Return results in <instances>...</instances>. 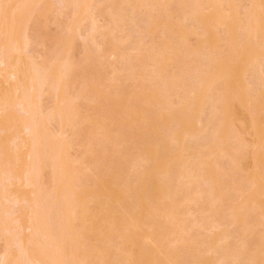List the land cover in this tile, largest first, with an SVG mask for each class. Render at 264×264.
Listing matches in <instances>:
<instances>
[{
    "label": "rangeland",
    "instance_id": "1",
    "mask_svg": "<svg viewBox=\"0 0 264 264\" xmlns=\"http://www.w3.org/2000/svg\"><path fill=\"white\" fill-rule=\"evenodd\" d=\"M12 1L13 5H9ZM12 1H4L10 15L5 9L7 17H11V20L8 17V21L19 22L21 14L17 11H20L19 5L24 0ZM28 1L30 6L33 5L30 7L27 4L33 12L31 10L29 14L26 13L29 17H23L27 23L25 21L21 27L25 25L27 29H20L17 36L22 34L18 37H24L22 40L30 44L23 43L18 37L13 42L19 27L13 39L4 35L2 41L1 34L4 33L0 32V50L4 45L8 48L12 42L15 44L9 49L22 43L19 47L29 46V49L19 52L20 57H17L16 50H11L14 53L8 56V62L12 64L11 67L8 63L10 70L0 67V121L3 123V119L6 120L5 127L0 122V144L6 147L3 151L7 153H2L9 157L8 161L16 162L11 166L6 160L3 166L4 158L0 161V169H8L0 173V221L5 218L8 222H4V227L1 225L3 222L0 223L1 264L5 257L10 258L11 264L18 261L20 264H39L32 258L33 253L42 246L47 250V244L39 247L35 244L34 247L33 243H38L34 242L35 239L33 243H28L33 232H26L31 222V207L35 205L33 191L42 183L45 186V182L46 192L51 188V192L56 193L55 197L61 193L59 188L65 185L63 188L66 190L62 189V194L74 192L76 199L75 214L73 212L71 215L68 209L63 212L69 218L72 216L70 221L67 219V228L71 227V230L68 229L69 237L73 240L69 241L74 245L71 248L69 244L65 247L66 251L63 250L66 255H63L66 257L64 264H264V22L259 28L253 20L255 17L264 20L262 12L258 14L262 15L261 18L257 15L259 12L256 13V9L264 12V0H223L226 3H217L216 7V3L211 4L215 0H183L188 1L185 3L181 0H130L128 4L131 2V8H125L124 3L121 6L125 11L122 7L121 13L117 12L120 7L116 6H120L123 0H84L85 5L79 4L82 2L80 0ZM15 5L16 8H12ZM72 6H75L74 9ZM85 6L86 12L83 11ZM112 9L115 13H111ZM24 11L25 8L23 16ZM13 12L16 17L14 15L12 21L13 15L10 13ZM195 12L198 18L193 15ZM118 15L123 18L126 15L128 19L121 22ZM255 25L258 29H250ZM183 36L186 37V44L182 41ZM7 40L11 43L7 44ZM181 45L186 49H181ZM56 53L64 59H60L61 65L54 62L52 66L54 63H51V59L57 58ZM16 58H20L22 63H18ZM65 59L71 61L72 65H69L71 70L68 73L63 71L65 65L62 64L68 65ZM48 64H52L53 68ZM42 65L49 68L45 70ZM14 66L18 70H25V73L17 71L19 75L22 73L18 81L24 79L29 84H26L25 91L28 96L31 95L32 101H36L33 102L37 107L34 111L36 117L40 116L36 119L42 122L38 126L42 125L52 134L43 136L50 140L46 144L53 145L54 139H58L66 145L65 148L63 145L59 147L60 151V144L56 141L55 144L59 145L51 146L52 153L45 146L43 150L47 151V157L43 161L48 156H52L50 160L60 158V153H56L57 157L53 155L57 152L56 148L58 152L66 149V160L62 161V157L61 162L65 172H68L66 175H70L72 180L66 179L73 182L69 181V188H66L67 184H62L61 178L59 187H55L57 190L54 188L59 192L51 187L52 172L56 170V174H53H58L60 160L54 162V166L60 164L55 169L50 168L53 166L51 161L48 165V160L41 162L47 165L45 167L40 163L41 168L37 173L39 176L42 173V176L38 179L44 182L41 181L35 188L33 184L31 187L23 184L25 176L28 177V171L23 174V166L31 161L26 153L30 151L32 141L29 134H24L25 126H21L20 122L11 123L19 125H16L17 132L8 122L9 117L12 120L18 117L21 123L26 117L25 120L29 118L27 114L24 115L25 112H20L22 93L25 91H21L24 88L19 90L22 86L17 85L19 83L15 78L13 81V76L10 77V72L16 71L13 70ZM198 70L205 74L199 76ZM36 72L51 76L52 83L56 79L55 83L61 82V91L57 92L52 87L53 92L49 86H44V90L40 85L41 90L37 83L32 85L30 80ZM193 72H197L198 78H194L197 75ZM39 73L41 79L43 75ZM199 77L201 80L203 77V84L207 87L205 90L208 89L209 93L201 85L198 87L201 82ZM59 78L61 81H58ZM32 86L37 88L32 89ZM62 87H67L65 99L68 101H63L64 104L61 103L64 98L61 93L65 90ZM32 90L35 91L31 93ZM7 95L13 97L7 100ZM59 95L60 98L63 96L61 100ZM9 100H14V103L6 106ZM58 103L63 104L60 105L63 117L61 111L60 117L58 114L55 116L56 109L60 108L57 107ZM65 103H69V106L66 107ZM9 106H13L12 109ZM64 106L66 109L69 107L67 117ZM20 116H23V120ZM57 117L63 118L62 123ZM68 117L70 121L63 122ZM219 122L223 125L224 135L219 134L221 140L216 137L215 143L213 136L216 129L219 131L222 128ZM48 136L55 138L51 141ZM10 155L17 157L11 160ZM183 167L186 168L183 170ZM59 169L58 172L63 171ZM3 173L8 175L2 176ZM18 173L21 174L19 178L16 177ZM40 188L36 191L44 190ZM70 188L74 191L67 190ZM5 192L11 194H8L9 199L5 197ZM173 195L176 201L171 198ZM59 206L54 209L56 213L64 208L59 209ZM3 207L9 213H2ZM54 216L53 220L57 218V215L56 218ZM58 221L54 225L56 231L64 229L57 227ZM7 225L11 226L7 228ZM34 236L42 237L41 234ZM21 244L23 248H19ZM6 251L9 253L6 254ZM29 251H33L32 257H29ZM23 253H27L24 259H30L21 260ZM13 256L15 258L11 259Z\"/></svg>",
    "mask_w": 264,
    "mask_h": 264
},
{
    "label": "bare ground",
    "instance_id": "2",
    "mask_svg": "<svg viewBox=\"0 0 264 264\" xmlns=\"http://www.w3.org/2000/svg\"><path fill=\"white\" fill-rule=\"evenodd\" d=\"M4 1H6V0H3V3H2V0H0V28H1L0 32H1V33H4V34H1V36H3V37H2V41H3L4 35H5V37L8 35L9 38L11 37V39H13L12 36H13V34L16 32V31H15L16 28L19 27V30L15 33L16 36H14V39H13V42H15V40H16L15 37H18L19 35H20V36L22 35V34H18V36H17V33H19L20 29L22 30L23 27H26L25 25H24L23 27H21V26H22L21 24H23V23L27 20L26 18H25V20H24L23 17H25V16L27 17L28 14L30 13L29 11L32 10L31 12H33V9L30 8V7H33V5L30 6V5H29L30 1H28V0H24V1H23V0H20V1H23V2L26 1L25 3L21 2V4H22L23 6H22V5H19V4H16L17 6H18V5H19L20 7L22 6L21 8L18 6V7H19L18 9H19L20 11H17V13H18L19 15L21 14L20 16H21V19H22V20L19 18V19L21 20V23H20V20H19V22H18V20H16V21L18 22V24H17V22H16L15 20H14V22L8 21L11 17H9L10 15H9V11H8V9L6 8L7 6L4 7V4L7 5V2H10V1H12V0H7V2H5V3H4ZM71 1H72V0H71ZM73 1H74V0H73ZM77 1H78V0H77ZM81 1H82V2H81ZM113 1H114V0H113ZM115 1H116V0H115ZM115 1H114V2H115ZM120 1H122V0H120ZM129 1H130V0H127V1H126V0H123V1L121 2L122 4H120V6H116V8H117V7H118V8L120 7V9H118L117 12L120 11V13H121V12L125 11L124 6H125V8H128V7H126V6H129V8H131V7H130L131 2H130V4H128ZM131 1H132V0H131ZM212 1H213V0H212ZM215 1H216V0H215ZM215 1L212 2V3H211V1H209V2H210L212 5H214V4L216 3V4H215V7H216L217 3H220V4H222V5H224L223 2L226 3V1H223V0H217L216 2H215ZM218 1H219V2H218ZM229 1H230V0H229ZM254 1H255V0H254ZM259 1H260V0H259ZM17 2H19V1H17ZM17 2H16V3H17ZM28 2H29V3H28ZM31 2H32V0H31ZM41 2H42V1H41ZM41 2L39 1V3H41ZM80 2H81V3H79V4H81V5L84 4V0H80ZM118 2H119V1H118ZM181 2H184V1L181 0ZM185 2H188V1H185ZM185 2H184V3H185ZM227 2H228V1H227ZM230 2H231V1H230ZM12 3H13V1H12L9 5H13ZM19 3H20V2H19ZM34 3H35V1H34ZM34 3H33V4H34ZM36 3H37V2H36ZM74 3H77V2H73V4H74ZM119 3H120V2H119ZM124 3H126V4H128V5L125 4L124 6H121V5H123ZM184 3H183V4H184ZM195 3H196V2H195ZM256 3H258V2H256ZM25 4H26V5H25ZM27 4H28L30 7H29ZM31 4H32V3H31ZM79 4H78V5H79ZM113 4H114V3H112V5H113ZM192 4H194V3H192ZM197 4H198V3H197ZM258 4H259V3H258ZM258 4H257V5H258ZM16 5H15L14 7H12V8H16ZM24 5H25V7H24ZM71 5H72V4H71ZM84 5H85V4H84ZM84 5H83V6H84ZM116 5H117V3H116ZM184 5H185V4H184ZM188 5H189V3H188ZM194 5H196V4H194ZM212 5H211V6H212ZM222 5H221V6H222ZM227 5H228V4H227ZM263 5H264V4H263ZM34 6H35V5H34ZM75 6H76V5H75ZM75 6H74V7H75ZM131 6H132V5H131ZM186 6H187V5H186ZM219 6H220V5H219ZM221 6H220V7H221ZM255 6H256V5H255ZM26 7H27V8H26ZM72 7H73V6H72ZM74 7H73V9H74ZM122 7H123V11H121V10H122V9H121ZM191 7H192V6H191ZM196 7H197V6H196ZM198 7H199V6H198ZM257 7H259V6H257ZM12 8H11V9H12ZM24 8H25V11H26V10H28V11H26V12L24 11V16H23V12H22V11L24 10ZM29 8H30V9H29ZM80 8H81V6H80ZM86 8H87V6H85V7L83 8V11L86 12L87 10H84V9H86ZM129 8H128V9H129ZM188 8H190V7L188 6ZM217 8H219V7H217ZM221 8H222V7H221ZM221 8H220V9H221ZM5 9H6L7 12H8V15H9L8 17H9V19H8V17H7V13H6V10H5ZM9 9H10V6H9ZM11 9H10V10H11ZM114 9H115V7H114ZM114 9H112V12H111V13H113V12L115 13V10H116V9H115V10H114ZM254 9H255V8H254ZM254 9H253V10H254ZM261 9H263V8H261ZM15 10H16V9H15ZM75 10H76V9H75ZM256 10H257L256 13L259 12V13H257V15H258V14H261L260 12H262V13H263V17H264V12H263L262 10H259V9H256ZM11 11H12V10H11ZM11 11H10V12H11ZM13 11H14V9H13ZM76 11H77V10H76ZM92 11H93V10H92ZM126 11H128V10H126ZM192 11H194V10H192ZM196 11H197V9H196ZM20 12H21V13H20ZM78 12H79V11H78ZM78 12H77V13H78ZM253 12H254V11H253ZM17 13H16V14H17ZM26 13H28V14H26ZM81 13H82V12H81ZM83 13H84V12H83ZM87 13H88V12H87ZM120 13H119V14H120ZM254 13H255V12H254ZM10 14L13 15V17H12V21H13V18H14V15H15V14H14V12H13V13H10ZM18 14H17V16H19ZM79 14H80V13H79ZM84 14H85V13H84ZM74 15L76 16L77 14H74ZM112 15H113V14H112ZM193 15H194V16L196 15V17H197L198 13L195 12V14L193 13ZM252 15H253V13H252ZM255 15H256V14H255ZM81 16H82V14H81ZM116 16H117V15H116ZM118 16H119V19H120V20L118 19V17H115V16H114V17H115L116 19H118L119 21H121V22H125V19H128V17L126 18V15H125V18H123V17L120 16V15H118ZM123 16H124V15H123ZM258 16H259V15H258ZM258 16H257V17H258ZM260 16H262V15H260ZM260 16H259V17H260ZM15 17H16V15H15ZM28 17H29V16H28ZM225 17H228V15L225 16ZM197 18H198V17H197ZM222 18H224V17L222 16ZM260 18H261V17H260ZM16 19H18V18H16ZM252 19H253V18H252ZM10 20H11V19H10ZM198 20H199V19H198ZM253 20H254L255 24H256V22H257L258 27H259V25H261V24L264 22L263 18H261V20H262L261 23L259 22V20H260L259 18H258V20H257V18L255 17V19H253ZM256 20H257V21H256ZM261 20H260V21H261ZM28 21H29V20H28ZM119 21H116V22L119 23ZM199 21H200V20H199ZM3 23H4V25H2ZM19 23H20V24H19ZM26 23H27V21L25 22V24H26ZM77 23H78V22H77ZM77 23H76V25H77ZM79 23H80V22H79ZM258 23H259V24H258ZM16 24H17L18 26H17ZM13 25H15V26H13ZM2 26H3V27H2ZM16 26H17V27H16ZM261 26H263V24H262ZM14 27H15V28H14ZM20 27H21V28H20ZM253 27H254V28H257L256 25H255V26H252L250 29H252ZM3 28H4V29H3ZM230 28H231V27H230ZM254 28H253V29H254ZM259 28H261V27H259ZM2 29H3V30H2ZM26 29H27V27H26ZM74 29H75V27H74ZM246 29H247V28H246ZM257 29H258V28H257ZM24 30H25V29H24ZM24 30H22V31H24ZM71 30H72V29H71ZM229 30H230V29H229ZM231 30H232V28H231ZM231 30H230V31H231ZM247 30H248V29H247ZM247 30H246V32H247ZM260 30H262V29H260ZM260 30H259V31H260ZM2 31H3V32H2ZM22 31H21V33H23ZM248 31H249V30H248ZM263 31H264V30H263ZM70 32H71V31H70ZM74 32H75V30H74ZM24 33H25V32H24ZM24 33H23V34H24ZM71 33H72V32H71ZM183 33H184V32H183ZM231 33H233V32H231ZM247 33H248V32H247ZM255 33H256V32H254V35L256 36ZM262 33H263V32H262ZM69 34H70V33H69ZM69 34H68V35H69ZM184 34H185V33H184ZM184 34H183V35H184ZM9 35H10V36H9ZM70 35H71V36H74V35H72V34H70ZM70 35L68 36L69 38H70ZM262 35H263V34H262ZM25 36H27L26 33H25ZM263 36H264V35H263ZM183 37H185V36H183ZM261 37H262V36H261ZM18 38H19V37H18ZM26 38H27V37H26ZM256 38H257V37H256ZM256 38H255V39H256ZM263 38H264V37H263ZM5 39H7V38H5ZM5 39H4V40H5ZM11 39H10V40H11ZM22 39H25V38H24V37H23V38L21 37V39L19 38L20 41H21ZM71 39H73V38H71ZM183 39H184V40H182V41H184V43L186 44V41H185V40H186V37L183 38ZM17 40H18V39H17ZM19 40H18V41H19ZM257 40H259V39H257ZM263 40H264V39H263ZM0 41H1V37H0ZM22 41H23V43H24L25 40H22ZM68 41H69L70 43L72 42L70 39H68ZM182 41H181V42H182ZM9 42L11 43V41H8V40H7V44H8ZM13 42H12L9 46H13V45L15 44V43L13 44ZM25 42H27L28 45L30 44V42L28 43V41H25ZM65 42H66V41H65ZM69 42H68V43H69ZM263 42H264V41H263ZM0 43H1V42H0ZM3 43H4V42H3ZM20 43H22V42H20ZM23 43H22V44H23ZM254 43H255V42H254ZM257 43H258V42H257ZM257 43H256V44H257ZM260 43H261V42H260ZM4 44H6V41H5ZM16 44H19V43H16ZM22 44H19V45H17V46L15 45L16 47H15V46H14V47H15L16 49H15V48H14V49H13V48H10V49H9V46H8V48H6L7 45H6V47H5V45H4V48H5V49H4L3 47L1 48V50H4V51H2V53H4L5 55L2 54V53H0V67L3 66V67H5V69H7V68L9 69V67H8L9 64H8V63H10V66L12 67L11 62H8V60L10 59V58L8 59V56L11 57V56L13 55L12 52H13L14 50H16L17 53H18V55L16 54L17 57H20L21 54H19V52L21 53L22 49H25V50H26V48L29 47L27 44L24 45V46H26L25 48H24V47H22V48L19 47L20 45L22 46ZM64 44H65V43H64ZM66 44H67V43H66ZM182 44H183V43H182ZM258 44H259V43H258ZM0 45H1V44H0ZM250 45H251V44H250ZM263 45H264V44H263ZM2 46H3V45H2ZM182 46H184V45H181V49H184L185 47L182 48ZM252 46H253V45H252ZM260 47H261V46H260ZM250 48H251V46H250ZM256 48H259V47L257 46ZM261 48H262V47H261ZM6 49H7V50H6ZM8 49H9V50H8ZM20 49H21V50H20ZM28 49H29V48H28ZM185 49H186V48H185ZM246 49H247V47H246ZM246 49H245V50H246ZM253 49H255V48H253ZM1 50H0V51H1ZM11 50H13V51H11ZM19 50H20V51H19ZM258 50H259V49H258ZM9 51H10L11 53H10ZM246 51H247V50H246ZM248 51H251V52H252V50H250V49H249ZM256 51H257V50H256ZM7 52H9V53H7ZM22 52H24V51H22ZM13 53H14V52H13ZM26 53H28V51H27ZM60 53H62V52H60ZM6 54H8V55H6ZM9 54H10L11 56H10ZM23 54H24V53H22V55H23ZM58 54H59V52H58ZM58 54L56 53L55 58L57 57V58H59V59L56 58V59H55L56 61H55L54 58H53V59H51V63H52V62H53V63H54V62H55V63L57 62L59 65H61L60 63H61V61H62L64 58H62V57L60 58V56H58ZM54 55H55V54H54ZM54 55H53V56H54ZM62 55H63V53H62ZM64 55H65V54H64ZM188 57H189V56H188ZM188 57H187V58H188ZM21 58H22V57H21ZM66 58H68L67 55H66ZM184 58H185V60H186V56H185ZM16 59H17V58H16ZM24 59H25V58H24ZM27 59H29V58H27ZM30 59H31V58H30ZM30 59H29V60H30ZM60 59H62V60H60ZM68 60H70V59L68 58ZM68 60H66V59L64 60V61H67V62H68V65H67V66H66V63L62 64L63 66L65 65V66H64V70H63V69H62V70L65 71V72H67V73H68V71L70 72V70H71V68H70V70H69V68H68L69 65L72 66V65H71V61H68ZM185 60H184V62H185ZM10 61H11V60H10ZM17 61H18V63H22V62H20V61H21L20 58H18ZM26 61H27V60H26ZM49 61H50V60H49ZM49 61H48V62H49ZM256 61H257V59H256ZM12 63H13V62H12ZM45 63H47V62H44L43 64H45ZM53 63H52V64H53ZM55 63H54L53 65H52V64H48V66L50 65L49 67L53 68L52 66H54ZM62 63H63V62H62ZM16 64H17V62H16ZM28 64H29V65H28ZM28 64H27V65H28V68H29V67H30V63L28 62ZM31 64H32V62H31ZM34 64H35V63H34ZM183 64L185 65V63H183ZM17 65H18V64H17ZM35 65H36V64H35ZM46 65H47V64H46ZM51 65H52V66H51ZM18 66H20V65H18ZM24 66H25V64H24ZM36 66H37V65H36ZM63 66H62V67H63ZM38 67H40V66L38 65ZM42 67L45 68V70L49 68V67H48V68H47V67H44V65H42ZM42 67H41L40 69H42ZM14 68H15V66H14ZM33 68H34V67H33ZM59 68H60V67H59ZM59 68H58V69H59ZM8 69H7V70H8ZM10 69H11V68H10ZM10 69H9V70H10ZM26 69H27V68H26ZM40 69L38 68L37 70L39 71ZM184 69H185V68H184ZM13 70H16V71H14L13 73L10 72V73H11V74H10V77L13 76V78H12L13 81H14V78L16 79V81H18L19 78H20L19 76H22V73H21V75H19L20 73H18L17 71H19L20 69L18 70V68H15V69H13ZM13 70H12V71H13ZM21 70H22L23 72L25 71V70H23L22 68H21ZM21 70H20V71H21ZM29 70H30V68H29ZM37 70L35 69V71H37ZM60 70H61V68H60ZM187 70H188V69H187ZM22 71H21V72H22ZM32 71H33V70H32ZM40 71H41V70H40ZM43 71H44V70H43ZM54 71H55V70H54ZM198 71H200V70H198ZM198 71H197V72H198ZM59 72H61V71H59ZM187 72H188V71H187ZM197 72H193V73H194L195 75H197ZM24 73H25V72H24ZM29 73H30V71H29ZM34 73H35V72H34ZM36 73H37V72H36ZM38 73H39V72H38ZM38 73L35 75V77H34L33 79H32V76H31V79H32V80L29 79L30 82L32 83V85H34L33 83H35V84L37 83V87H39V88H40V85H41L42 88H44V86H45V87H48V86H49V89H51V88L53 87L55 90H57V92H60V91H61V90H59V89L61 88V85H60L61 82H59V83H55V82H57V79H56V81L53 82V83L55 84V85H54V84L52 83V79H50L51 76H45V75H43V73L41 72L42 74H41V73H39V74L43 75V77L40 79V78H39L40 75L38 76ZM46 73H47V72H46ZM55 73H56V72H55ZM67 73H65V74H67ZM183 73H184V71H183ZM201 73H202L203 75L205 74V72L200 71V72H199V76H201V75H200ZM49 74H50V72H49ZM49 74H48V75H49ZM185 74H186V72H185ZM24 75H25V74H24ZM31 75H32V73H31ZM56 75H57V74H56ZM25 76H27V75H25ZM33 76H34V75H33ZM53 76H54V74H53ZM59 76H60V73H59ZM6 78H7V77H6ZM23 78H24V77H23ZM38 78H39V79H38ZM44 78H46V79L49 78V79L51 80V82H50L51 85H50V83H49L50 80H49V79H48V80H43ZM52 78H53V77H52ZM57 78H58V77H57ZM60 78L62 79L63 77H60ZM60 78H59V79H60ZM182 78H183V77H182ZM194 78H198V75H197V77L194 76ZM199 78H200L199 80H200L201 82L199 83L198 87L201 85V88H204L203 90H205V88H207V87H206V85L203 84V83H204V79H203V77H202V80H201V77H199ZM20 79H21V78H20ZM26 79H27V77H26ZM61 79L58 80V81H61ZM29 80H28V81H29ZM184 80H185V78H184ZM184 80H183V81H184ZM9 81H10V80H9ZM202 81H203V82H202ZM30 82H29V83H30ZM18 83H19V84H20V83H21V84L24 83V84H22V85H21V84H20V85L17 84L18 86H22V87L18 88L19 90H21V88H24V89L21 90L22 92L26 90V84L29 85L28 82H27V80L25 81L24 79L22 80V82L18 81ZM64 83H65V82H64ZM64 83H63V84H64ZM201 83H202V84H201ZM52 84H53V85H52ZM61 84H62V83H61ZM203 85H204V86H203ZM18 86H17V87H18ZM65 86H67V85H65ZM28 87H29V86H28ZM33 87H34V86H32V89H33ZM37 87H36V88H37ZM36 88L34 87V89H36ZM42 88H40V89L43 90ZM53 88H52V89H53ZM62 88H64V87H62ZM18 89H17L16 91H18ZM28 89H29V88H28ZM45 89H46V88H44V90H45ZM52 89H51V90H52ZM54 89L52 90L53 92H54ZM64 89H65L64 92L61 93V94L64 96V98H62V97H63V96H62V97H61L62 100H61L60 95H59V97H58L59 100L62 101L61 103H63V104H64V102H65L66 99H67V98L65 99V97H67V90H66L67 87L64 88ZM41 90H40V91H41ZM47 90H48V89H47ZM51 90H50V92H51ZM58 90H59V91H58ZM201 90H202V89H201ZM203 90H202V91H203ZM4 91H5V90H4ZM28 91H29V90H28ZM33 91H35V90H32V91H30V92L32 93ZM36 91H37V90H36ZM205 91H206V90H205ZM207 91H208V89H207ZM207 91H206V93H209V92H207ZM0 92H1V91H0ZM45 92H46V91H45ZM50 92H49V93H50ZM65 92H66V94H64ZM203 92H204V91H203ZM35 93H36V92H35ZM35 93H34V94H35ZM37 93H38V92H37ZM37 93H36V95H37ZM204 93H205V92H204ZM8 94H9V93H8ZM10 94H12V92H11ZM15 94H16V92H15ZM22 94H24V96H23V98H22V100H21V102H20V106H19V107H22L21 110H20V112H21V111H22V112H25L24 115L27 114V116H28L29 118H28L27 120H25V119L27 118V117H26V118L24 119V123H21V121H18V120H17V119H20V118L17 117V119L12 120V119H9V118H10V117H9V118H8V122H9L10 124H11V123H14V121H17V122H15V123H19V122H20L19 124H22L21 126H25V128H23V129L25 130V131H24V134H25V133H27L26 135L29 134V136H30V138H31L30 141H32V142L30 143L31 146H29V148H30V147H31V148H30V151L28 152L29 154H28V153H26V154H27V158H28V159L30 158L29 160H31L32 163H31V165H29L31 161H30L28 164L25 163V164L29 165V166L25 165V166L27 167V170L25 169V168H26L25 166H23L24 170H23V168H22V170H23V174H24V175H25V173H26L27 171L29 172V173H28V172L26 173V175H27L28 177L26 178V176H25V179H24V181H23V184L25 183V184H27V185H29V186H30V185L32 186V184H33L34 186H32V187L35 188L36 185L38 186V184H40V182L42 181V180H41V181L39 182V179H40L39 177L42 176V175H41V174H42V173H41L42 170L40 171V173H41L40 176L38 175L39 173H37V170H38V169L40 170V168H41L40 163H41V162H44L43 159H44L45 157H47V155H45V152L47 153V151H44V150H45V149H44L45 146H48V148H46V149H49V151H50L51 146H53V145L55 144L56 141H58L59 144H60V146H58L59 144H58V145L55 144V146H56V147L58 146V148H59V147L61 148V146L63 145V143H62V141L60 142L58 139L55 141V139H54L55 137H54V136H53V138H51L50 136H51L52 134H49V131H48L47 129L43 128L42 125H41L42 127H41V126H38V125L41 124L42 122L40 121V123H39V122H37V119H36L37 117L40 118L39 115L36 117V112L34 111L35 108H37L36 105L34 106V104L36 103V101H32V99H31V95L28 96V92L25 91V92H23ZM52 94H53V93H52ZM52 94H51V95H52ZM55 94H56V93H55ZM38 95H39V93H38ZM56 95H57V94H56ZM11 96L13 97V95H11ZM11 96H10V97H11ZM206 96H207V94H206ZM6 97H7V100H8V98H10L8 95H7ZM53 97H55V95H53ZM208 97H209V95H208ZM16 98H17V96H16ZM58 98H57V99H58ZM10 99H11V98H10ZM12 99H13V98H12ZM57 99H55L56 102H57ZM63 99H65V100H63ZM0 100H1V99H0ZM3 100H4V99H3ZM35 100H36V99H35ZM59 100H58V101H59ZM186 100H187V99H186ZM201 100H202V99H201ZM12 101H14V100H12ZM12 101L9 100V101H8V104H6V106L9 105L10 102H11L10 105L13 104L14 102L12 103ZM16 101H17V100H16ZM63 101H64V102H63ZM67 101H68V99H67ZM33 102H35V103H33ZM38 102H39V100H38ZM56 102H55V103H56ZM61 103H60V104L58 103L59 105H57V107H60ZM39 104H40V102H39ZM63 104H62V105H63ZM65 104H66V103H65ZM3 105H4V104H3ZM14 105H15V104H14ZM62 105H61V106H62ZM6 106H5V107H6ZM38 106H40V105H38ZM67 106H69V103H68V105L66 104V107H67ZM12 107H13V106H9L10 109H12ZM66 107L64 106V108H65V111H64V113H65V117L68 116V115H67V114H68L67 109L69 110V107H68L67 109H66ZM38 108H39V107H38ZM64 108H63V110H64ZM15 109H16V108H15ZM2 110H3V108H2ZM2 110H1V111H2ZM18 111H19V110H18ZM59 111H61V107L58 108V109H56V113H55L56 115H55V116H57V114L59 115ZM66 111H67V114H66ZM13 112H14V109H13ZM61 112H62V113H61ZM61 112H60V113L63 114V111H61ZM18 113H19V112H18ZM19 114H20V113H19ZM61 114L59 115V117L61 116ZM11 115H12V114H11ZM13 115L15 116L16 114H13ZM21 115H22V113H21ZM8 116H9V115H8ZM63 116H64V114H63L61 117H63ZM20 117H21V116H20ZM22 117H23V116H22ZM22 117H21V118H22ZM14 118H16V117H14ZM57 118H58V117H57ZM58 119H60V118H58ZM62 119H63V118L60 119V123H62V121H61ZM65 119H67V120H65V121L63 120V122H65V123H67L68 121H70V118H69V117H68V118H65ZM4 120H5V118L3 119V123L0 121L1 124H4ZM10 120H12L13 122H10ZM22 120H23V118H22ZM5 121H6V120H5ZM66 121H67V122H66ZM9 123H7V126H6V127H8V124H9ZM38 123H39V124H38ZM5 124H6V123H5ZM5 124H4V126L2 125V127H5ZM191 124H192V123H191ZM221 124H222V123L219 122V125H221ZM16 125H18V124H15V126L11 124V125H9V126H12L13 128L15 127L16 130H15V129H14V130L17 132V131H18V127H16ZM187 125H188V124H187ZM18 126H19V125H18ZM12 127H10V128L12 129ZM40 127H41V129H42L43 131L46 130L47 132L44 133L42 130H41V132H40V131H39V128H40ZM220 127H222L221 130H220V129H218V130L222 132V130H223V125H221ZM220 127H219V128H220ZM217 128H218V127H217ZM224 128H225V127H224ZM44 129H45V130H44ZM3 130H4V129H3ZM12 130H13V129H12ZM12 130H11V131H12ZM1 131H2V130H1ZM184 131H185V130H184ZM219 131H217V129H216L215 135H214V133H213V135H214V136H213V137H214V138H213V139H214L213 142H215V141L217 140V139L215 140L216 137H218V138L220 139V137H222V136L224 135V134H223L224 132L220 133ZM3 132H4V131H3ZM8 132H9V130H8ZM182 132H183V130H182ZM217 132H218V133H217ZM21 133H22V132H21ZM47 133L50 135V136H48V137H50L51 141H53L52 139H54V142H53L54 144H53V145L51 144V145L49 146L48 143L46 144V142L50 141V140L47 141V140L45 139V138H47V137H43V136H47V135H48ZM185 133H187V132H185ZM9 134H10V133H9ZM45 134H47V135H45ZM217 134H218V135H219V134H221V135L223 134V135H222V136H221V135L218 136ZM19 136H20V135H19ZM43 139H45V141H43ZM220 140H221V139H220ZM222 140H223V138H222ZM5 141H6V140H5ZM63 142H64V141H63ZM4 143H5V144H8V143H6V142H4ZM41 143L43 144L42 146H41ZM56 143H57V142H56ZM215 143H216V142H215ZM0 145H2V144H0ZM4 146H5V145H2V146L0 147V148H2L1 151H0V152H1L0 155H3V156H5V154L2 153V152H6V151H3V149H4V150L6 149V147H4ZM24 146H25V144H24ZM3 147H4V148H3ZM40 147H41L42 149H40ZM56 147H55V148H56ZM65 147H66V145H63V148H65ZM58 148L55 149V150H57V152H54L55 150L53 151V152L55 153V154L53 153V155L55 156V155H58V154H56V153H60V154H59V155H60V158H59V156H58V157L55 156V157H57V159L54 157L56 160H54L53 158L50 160V158H51L52 156H51V157L48 156V159L46 158L45 160H46V161L48 160L49 163H46V161L44 162V163H46V164L48 165V164H50V161H51V163L53 162L51 165H53L55 161H59V160H60L61 167H60L59 162H58L59 165H55V166H54V165H53V166L50 165V166H51L50 168L53 167L52 169H55L56 167H60V169H59V168H58V169H59V170L63 169V171H62V170H61V171L64 172V173H62V172H58V169H57V173H58V174H57L58 176H57V175H54V174H56V173H54V172H56V170H55V171L53 170V172H52V175H53V176H51V177L54 178V180H53V178H52V183H51V187H52L53 189H54L55 187L57 188V186L59 187V184H60L59 179H60V178H61L60 180H63V181L66 179V177H68L69 179H71V176H70V175H66V174H68V172H67V173L65 172V170H64L65 168H64V166L62 167V162H61V158H62V157L64 158L62 161L66 160V155H65V154H66V153H65V152H66V149H63L65 152H64V151L60 152L61 149L59 148L60 151L58 152V150H59ZM27 149H28V147H27ZM43 149H44V150H43ZM23 150H24V149H23ZM23 150H22V151H23ZM28 150H29V149H28ZM41 150H43V151H41ZM22 151H21V152H22ZM24 151H25V150H24ZM51 151H52V149H51ZM51 151H50V152H51ZM39 152H40V153H39ZM42 152H44V153H42ZM6 153H7V152H6ZM22 153H23V152H22ZM24 153H25V152H24ZM51 153H52V152H51ZM62 153H64V154L61 155ZM40 154H44L45 156H41ZM17 155H18V154H17ZM48 155H50V154H48ZM7 156H9V154H7ZM18 156H20V155H18ZM21 156H22V155H21ZM64 156H65V157H64ZM0 157H1V156H0ZM10 157H11V155H10ZM14 157H15V155H13V157H11L10 159H11V160H12V158H13V159H16L17 156H16L15 158H14ZM22 157H23V156H22ZM49 157H50V158H49ZM3 158H4V159H3ZM7 158H9V157H7ZM7 158H6V156H5V157H2V158H0V161L3 159L4 161H3V162L1 161V162H2V163H4V162L6 163V160H7V161L9 160V159H7ZM19 158H20V157H19ZM23 158H24V157H23ZM41 158H42V159H41ZM58 158H59V159H58ZM17 159H18V158H17ZM28 159H27V160H28ZM41 160H42V161H41ZM13 161L15 162V160H13ZM16 161H17V160H16ZM21 161H22V160H21ZM24 161H25V160H23L22 162H24ZM1 162H0V163H1ZM8 162L10 163V161H8ZM14 162H11V163H10L11 166L14 165V164H12V163H14ZM25 162H26V161H25ZM5 163L2 164V165L4 166ZM15 163H16V162H15ZM18 163H19V161H18ZM44 163H41V165H43V167L47 166V165L44 164ZM63 163H64V162H63ZM55 164H57V163H55ZM0 165H1V164H0ZM7 165H8V164H7ZM7 165H6V166H7ZM17 165H18V164H17ZM63 165H64V164H63ZM8 166H10V165H8ZM1 167H2V166H0V168H1ZM28 167H29V168H28ZM38 167H39V168H38ZM43 167H42V169H44ZM3 168H6V167H3ZM181 168H182V167H181ZM181 168H180V170L183 171L186 167H183V170H182ZM10 169H11V168H10ZM10 169H9V170H10ZM52 169H51V170H52ZM12 170H13V169H11V171H12ZM22 170H20V171L22 172ZM39 170H38V172H39ZM1 171H2V170L0 169V173H2V172H4V171H8V169H7V170H6V169H5V170L3 169V171H2V172H1ZM24 171H25V173H24ZM21 172H20V173H21ZM187 172H188V171H187ZM20 173H18V176H16V177L19 178V174H20ZM53 173H54V174H53ZM60 173H62V174H60ZM169 173H170V172H169ZM6 174H7V173H6ZM6 174L3 173L2 176H3V175H6ZM11 174H12V177H13V172H12ZM14 174H16V173H14ZM21 174H22V173H21ZM21 174H20V175H21ZM28 174H29V175H28ZM59 174H60V175H59ZM64 174H65L66 176H65ZM167 174H168V173H167ZM167 174H166V176H168ZM172 174H173V171H172ZM172 174H169V175H172ZM0 175H1V174H0ZM7 175H8V174H7ZM63 175H64L65 177H63ZM10 176H11V175H10ZM55 176L58 177V180H56L57 177L55 178ZM21 177H22V176H21ZM62 177H63V178H62ZM169 177H170V176H169ZM0 178H1V177H0ZM10 178H11V177H10ZM38 178H39V179H38ZM1 179H2V178H1ZM26 179H27V181H26ZM37 179H38V182H39V183L36 182ZM50 179H51V178H50ZM71 180H72V179H71ZM71 180H69V181H70V183L73 184V182H72ZM16 181H17V180H16ZM55 181H56V182L59 181V182H58L57 184H55V183H56ZM63 181H62V184H67V185H66V188H69V187H70V184H69L68 179H66V181H68V182L64 181V182H66V183H64ZM17 182H18V181H17ZM20 182H21V179H20ZM20 182H19V183H20ZM42 182H44V181H42ZM46 183H47V182H45V186H47ZM48 183L50 184V182H48ZM42 184H43V183H42ZM42 184L39 185V187H36V189L33 191V192H35V194L33 195V197H35V199H34V200H35V201H34V202H35V205H32V207H31V210H32V211H31L32 213L30 214V216L32 215V216L30 217V221H31V222L29 223V226L27 225L28 227H27V229H26V232L29 231V230H30V233L33 232V233H31V234H33V235L29 237V241H28V243H29L30 241L33 243V239H35L34 242H37V241H38V243H33L34 245H35V244H38V247H39V245H45V244H47V245H45V249H46V247H47V250H44V247H43V246H42V248L39 247V248L36 249L37 252H34V253H33L34 250H33L32 252L29 251V252L31 253V254L29 255V257H32L31 255H32V253H33V257H32V258L35 259V261H37L39 264H49V262H51L52 264H61V263L64 264V263H65L64 261H65V258H66V257H64V256H66V255L63 254V253H64L63 250L66 251L65 247H67V245L70 244V241H69V240H73V239H71V238L69 237V230H71V229H70L71 227H70V228H67V227H69V223L67 222V219H68V221H70L72 216H70V218H69V216L65 215L64 213H65L66 209H68L67 211H69V213H70L71 215H72L73 212H74V214H75V211H76V207H75V206H76V205H75V204H76V199H75V196H74V192H66L65 194H62V193H63L62 191L65 189V188H63L65 185H64V186L62 185V186L59 188V189H60L59 191H61V193H60L59 195L57 194L58 197H57V196L55 197V194H56V193H54V191L51 192V190H52L51 188H50V191H49V192H51V193H49L48 191L46 192L47 189L45 190L46 187H45L44 185H42ZM68 184H69V185H68ZM72 184H71V185H72ZM52 185H55V186L53 187ZM31 186H30V187H31ZM40 187H43V188L45 187L44 190L42 189L43 192H42V190H40V189H41ZM72 187H73V186H71V188H72ZM38 188H40V189H39V192L36 191V190H38ZM47 188H49V187H47ZM56 188H55V189H56ZM71 188H70V189H67V190L70 191ZM73 188H74V187H73ZM55 189H54V190H55ZM62 189H63V190H62ZM56 190H57V189H56ZM56 190H55V191H56ZM65 190H66V189H65ZM5 191H6V190H5ZM59 191H56V192H59ZM71 191H74V190H71ZM7 192H9L8 189H7ZM45 192H46V193H45ZM47 193H49V194H47ZM70 193H71V194H70ZM8 194H10V193H6V192H5V195H6L5 197L9 199L10 196H9ZM52 194H53V196H51ZM72 194H73V196H72ZM10 195H11V194H10ZM31 195H32V194H31ZM8 196H9V197H8ZM173 196H174V197H171V198H174L175 201H176V197H175V195H173ZM25 198H26V196H25ZM54 198H55V199H54ZM72 198H73V200H74L75 202H73ZM23 199H24V198H23ZM30 199H31V198H30ZM30 199H29V200H30ZM6 200H7V199H6ZM15 201L17 202V200H15ZM15 201H14V203L16 204ZM30 201H31V200H30ZM18 202H19V201H18ZM27 202H28V201H27ZM31 202H33V201H31ZM178 203H179V202H176V204H178ZM32 204H34V203H32ZM71 204H72L73 206L70 207ZM176 204H175V205H176ZM59 205H60V206H59ZM173 205H174V204H173ZM57 206H59V209H62V207H64V208H63L64 210L62 209V211H59L60 213H59V212L56 213L55 211H57V210L54 211V209H56ZM55 207H56V208H55ZM60 207H61V208H60ZM72 207H73V208H72ZM3 208H4V207H3ZM3 208H2V209H3ZM70 208H72L73 210L70 209ZM4 211H6V212L9 213V211H7V209H5V208L3 209V212H2V213H4ZM63 212H64V213H63ZM2 213H1V214H2ZM62 213H63L64 215H63ZM54 215H55V216L57 215V218H56ZM61 215H63L64 218H63V216H61ZM53 216H54V218H56L55 220H53ZM59 216H60V219H59ZM65 216H67V217L65 218ZM19 218H20V217H19ZM20 219H22V218H20ZM57 219L60 220V221H58L57 227H64V229H62V228H61V229H57V230L60 231V233H59V231H56V226H54V225H55V221L57 222ZM64 219H65V220H64ZM235 219H237V218L235 217ZM18 220H19V219H18ZM63 220H64V221H63ZM53 221H54V222H53ZM2 222H3V224H1V225H2L3 227H4V225H5L6 223H8V222L6 221L5 218H4V221H0V223H2ZM4 222H5V224H4ZM17 222H18V224H19V221H17ZM20 222H21V221H20ZM59 222H62L63 224H62V223L59 224ZM64 222H65V223H64ZM14 223H15V222H14ZM66 223H67V225H66ZM10 224H11V223H10ZM64 224H65V225H64ZM11 225H12V224H11ZM11 225H7V228H8V226L10 227ZM19 225H20V224H19ZM19 225H18V226H19ZM21 225H22V224H21ZM70 225H71V224H70ZM12 226H13V225H12ZM16 226H17V225H16ZM21 227H22V226H21ZM21 227H19L18 230H19ZM14 228H15V226H14ZM15 229H16V228H15ZM68 229H69V230H68ZM21 230H22V229H21ZM61 230H63V231H61ZM70 233H71V232H70ZM39 234L42 235L41 238H40L39 236H34V235H39ZM70 235H71V234H70ZM37 237H38V238H37ZM17 238H18V237H17ZM30 238H31V239H30ZM36 238H37V239H36ZM39 238H40V240H41L42 238H44V240H41V241H40V240H38ZM69 238H70V239H69ZM15 239H16V238H15ZM15 239H14V240H15ZM16 240H18V239H16ZM20 240H21V239H20ZM24 242H25V241H24ZM73 242H74V241H73ZM14 243H16V242H14ZM24 244H25V243H24ZM33 244H31V245H32V248H33ZM18 245H19V243H18ZM13 246H14V245H13ZM20 246H22V244H21ZM23 246H24V245H23ZM23 246H22V247H19V246H18V247H19V248H23ZM25 246H26V245H25ZM69 246L71 247V246H74V245H73V244H72V245L70 244ZM34 247H36V245H35ZM19 248H18V250H19ZM25 248H26V247H24V249H23L24 252H26V251H25ZM68 248H69V247H68ZM71 248H72V247H71ZM34 249H35V248H34ZM41 249H42V250H41ZM48 249H49V250H48ZM23 250H22V251H23ZM26 250H27V249H26ZM30 250H32V249H30ZM22 251H21V252H22ZM45 251H46V252H45ZM29 252H28V253H29ZM61 252H62V254H61ZM5 253H6V254L9 253V251H6ZM16 254H17V253H16ZM19 254H20V253H19ZM26 254H27V253H26ZM26 254H25V255H26ZM34 254H35V255H34ZM65 254H66V253H65ZM20 255H21V254H20ZM20 255H19V256H20ZM22 255H23V256H22L23 259L21 258V260H23V261L25 260V261H26V259H28V260L30 259L29 257H28V258L26 257V258L24 259V256H25L24 253H23ZM63 255H64V256H63ZM9 256H11V255H9ZM4 257H5V256H4ZM17 257H18V256H17ZM20 257H21V256H20ZM63 257H64V258H63ZM14 258H15L14 256H13V258L11 257V259H14ZM18 258H19V257H18ZM32 258H31V259H32ZM47 258H49V259H47ZM7 259H9V260H7ZM46 259L49 260V261H47ZM63 259H64V260H63ZM2 260H3V261H2V264H9V263L11 264V261H10V258H9V257H8V258L5 257V259H2ZM16 260H17V258H16ZM18 260H19V259H18ZM21 260H20V261H21ZM28 260H27V261H28ZM8 261H9V262H8ZM13 261H14V260H13ZM46 261H47V262H46ZM61 261H62V262H61ZM66 261H67V260H66ZM7 262H8V263H7ZM14 262H15V261H14ZM21 262H22V261H21ZM37 262H36V263H37ZM60 262H61V263H60ZM68 262H69V260H68ZM68 262H67V263H68ZM15 263L20 264L19 261H18V262H15ZM28 263H29V262H28ZM0 264H1V261H0ZM12 264H14V263H12ZM23 264H25V262H23ZM26 264H27V262H26ZM70 264H73V263H70Z\"/></svg>",
    "mask_w": 264,
    "mask_h": 264
}]
</instances>
